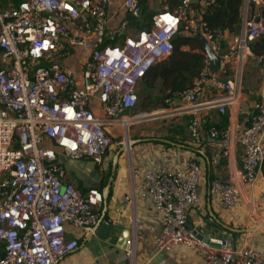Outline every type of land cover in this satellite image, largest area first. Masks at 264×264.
Returning a JSON list of instances; mask_svg holds the SVG:
<instances>
[{"label": "built area", "instance_id": "1", "mask_svg": "<svg viewBox=\"0 0 264 264\" xmlns=\"http://www.w3.org/2000/svg\"><path fill=\"white\" fill-rule=\"evenodd\" d=\"M215 3L178 0L171 8L168 0H0V254L5 253L0 264H62L80 246L68 236L67 223L96 233L103 219V193L93 187L81 190L67 179L60 155L101 166L113 146L110 128L127 136L130 127L149 116L166 114L192 116L188 130L196 146L202 140V111L236 116L244 101L242 66L250 56L264 65V56H254L250 47L264 37V0H243V24L235 34L201 20ZM145 11L151 13L149 20ZM114 19L119 22L112 27ZM181 28L207 40L222 61L220 70L212 72L206 56L192 86L167 98V108L137 113L138 86L172 54ZM86 47L78 56L77 49ZM74 59L81 61L79 71L70 64ZM226 63L240 70L237 78L222 76ZM207 91L215 94L205 100ZM93 102H99V112ZM210 135L227 140V159L237 146L242 149L241 168L210 184L219 206L233 212L244 189L254 190L264 166V85L250 124L231 144L230 127H213ZM202 176L195 161L185 168L146 170L144 190L162 223L154 256L182 247L205 264H264L261 250L248 244L234 247L230 240L210 235L204 242L190 228L188 213L200 200ZM251 207L264 229V217ZM134 256L129 249L126 257Z\"/></svg>", "mask_w": 264, "mask_h": 264}, {"label": "crops", "instance_id": "2", "mask_svg": "<svg viewBox=\"0 0 264 264\" xmlns=\"http://www.w3.org/2000/svg\"><path fill=\"white\" fill-rule=\"evenodd\" d=\"M118 20H112V27ZM87 50L89 47L79 48L77 55L81 56ZM253 55L256 56L254 53ZM70 64L79 71L80 64L73 60ZM226 64L228 67L224 65L222 76L227 80L237 78L240 70L233 63ZM242 69L240 89L244 101L236 116L229 111L225 114L219 113L217 109L202 111L199 114L202 128L199 145L195 146L190 141L188 123L191 115L149 116L148 120L137 124L149 121L147 130L143 131L144 127L139 129L137 126L129 137L130 141L126 139L127 149L122 138L116 141L106 154L103 165L98 166L103 175L102 181L92 185L103 193V219L93 235L66 224L68 236L77 238L80 246L64 258L62 264H157L160 261L165 264H205L193 250L182 247L154 256L155 238L160 233L162 223L144 190V174L146 170L160 165L185 168L189 161L198 162L203 170L200 200L189 210V226L205 235L226 238L234 247L248 244L264 252V229L257 227L256 214L251 207L252 205L257 214L264 217V166L254 190L244 189L240 204L233 212L223 210L210 191L212 180L227 179L232 172L241 168L242 153L241 147L237 146L229 159L223 157L227 140L211 137L210 129L230 127L231 144L236 134L250 124L253 104L260 99V90L264 85V65L255 63L254 57H248ZM213 94L215 92L207 91L203 99L207 100ZM175 104L181 103L176 101ZM93 106L99 112V102H93ZM109 131L113 137L122 133L118 127H112ZM122 147L124 151L113 170V164ZM87 171L85 173L90 174L92 169L91 172L89 169ZM110 177L112 180L108 187ZM70 180L79 189L84 188L77 178ZM107 187L105 204L104 193ZM129 249L134 250V258L126 257Z\"/></svg>", "mask_w": 264, "mask_h": 264}, {"label": "trees", "instance_id": "3", "mask_svg": "<svg viewBox=\"0 0 264 264\" xmlns=\"http://www.w3.org/2000/svg\"><path fill=\"white\" fill-rule=\"evenodd\" d=\"M14 1L18 3L20 0ZM168 3L171 8H174L178 0H168ZM242 3L243 0H216L210 10L201 17V20L207 22L212 28L222 29L228 34H235L243 24ZM144 17L149 20L151 13L145 11ZM173 44L172 54L164 61L155 64L140 83L145 85V92L160 85V92L163 96L161 99L160 97L156 98L160 102L172 97L174 92L190 88L206 59L202 38L187 33L183 28L179 30ZM250 47L256 56H264V37L258 38ZM137 96L139 105L138 91ZM219 129L225 130L227 127Z\"/></svg>", "mask_w": 264, "mask_h": 264}, {"label": "water", "instance_id": "4", "mask_svg": "<svg viewBox=\"0 0 264 264\" xmlns=\"http://www.w3.org/2000/svg\"><path fill=\"white\" fill-rule=\"evenodd\" d=\"M192 1H193V3H197L198 0H192ZM133 23H135V21H133ZM202 42L204 44L206 56L208 57V59L210 61L211 71L212 72H218L220 70L221 64H222L221 59L214 54V52H213L211 46L209 45V43L207 42V40L202 38ZM225 66L228 67V64H225ZM123 151H124V148L122 147L121 150L118 152L116 160L113 164V170L115 169L117 160ZM58 163L64 167V169L66 171L67 179L70 180L73 177H75L78 179V181L82 182V184L84 186V188H82V190H85V188L89 189L92 187L93 184L100 183L102 181L103 175L99 171L98 165L92 161L67 159L66 157L60 155L58 158ZM88 169H89V171L92 169L93 173L91 171H90L91 173L89 172L90 174L85 173ZM112 174H113V171H112ZM111 180H112V178L110 177L108 187H110ZM108 187H107V189H105V193H104L105 204H107L106 197H107ZM257 227L260 229L262 227V225H257ZM190 228L194 230V232L197 234L199 239L203 240L204 242L210 241L209 235L199 233L197 230H195L193 228V226H190ZM4 256H5V253L0 254V258H3Z\"/></svg>", "mask_w": 264, "mask_h": 264}, {"label": "rangeland", "instance_id": "5", "mask_svg": "<svg viewBox=\"0 0 264 264\" xmlns=\"http://www.w3.org/2000/svg\"><path fill=\"white\" fill-rule=\"evenodd\" d=\"M73 61H75L78 64H80V62H81L80 59H74ZM144 89H145L144 84H142V85L140 84L139 87L137 88L138 95H139V105L137 108V113L151 114L153 112H160V111H162V109L167 108V106L164 102H160L159 99H156L157 97H160V99H161L163 96V94L160 92V85L156 86L155 88H153L147 92H145ZM261 90H262V88H261ZM261 90H260V93H261ZM129 114H132V112L130 111ZM168 119H170V118H168ZM148 122L149 121H145L141 125H135V126L130 127L129 132L126 134L127 137H131L132 131L135 130L137 126L139 129L144 127L145 129L143 131H146L147 126L150 125V124H148ZM138 124H140V123H138ZM127 137L125 136L124 132L122 135H118L117 137H114L113 146L115 145L116 141L121 139V138L123 139L122 140L123 143H128V141L126 140ZM130 146H131V144H130ZM259 199H261V198H259Z\"/></svg>", "mask_w": 264, "mask_h": 264}, {"label": "bare ground", "instance_id": "6", "mask_svg": "<svg viewBox=\"0 0 264 264\" xmlns=\"http://www.w3.org/2000/svg\"><path fill=\"white\" fill-rule=\"evenodd\" d=\"M127 144H128V143H127ZM127 144L125 143V147H126V149L128 148V147H127Z\"/></svg>", "mask_w": 264, "mask_h": 264}]
</instances>
